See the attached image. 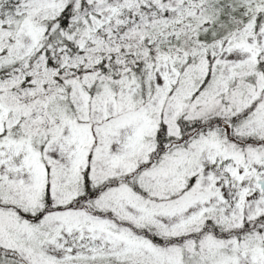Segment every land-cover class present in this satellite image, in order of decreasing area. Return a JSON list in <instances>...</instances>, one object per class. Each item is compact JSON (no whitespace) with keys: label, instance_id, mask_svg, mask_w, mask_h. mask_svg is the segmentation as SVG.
Segmentation results:
<instances>
[{"label":"snow or ice","instance_id":"snow-or-ice-1","mask_svg":"<svg viewBox=\"0 0 264 264\" xmlns=\"http://www.w3.org/2000/svg\"><path fill=\"white\" fill-rule=\"evenodd\" d=\"M0 264H264V0H0Z\"/></svg>","mask_w":264,"mask_h":264}]
</instances>
